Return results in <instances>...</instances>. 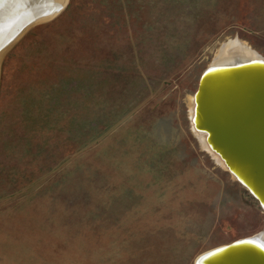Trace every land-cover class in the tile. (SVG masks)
I'll list each match as a JSON object with an SVG mask.
<instances>
[{"label": "rangeland", "instance_id": "rangeland-1", "mask_svg": "<svg viewBox=\"0 0 264 264\" xmlns=\"http://www.w3.org/2000/svg\"><path fill=\"white\" fill-rule=\"evenodd\" d=\"M264 0H64L0 50V264H194L264 230L190 98Z\"/></svg>", "mask_w": 264, "mask_h": 264}, {"label": "bare ground", "instance_id": "bare-ground-1", "mask_svg": "<svg viewBox=\"0 0 264 264\" xmlns=\"http://www.w3.org/2000/svg\"><path fill=\"white\" fill-rule=\"evenodd\" d=\"M63 3L64 0H0V44L6 37L9 38L13 31L21 24L30 21L36 16H41L44 12L58 9ZM253 62L257 64L255 68L244 69L238 67V69L228 72L229 74L224 73L227 74V76L221 74L220 70L216 71V69H221L223 67L226 68L229 66L237 67L245 64L248 66ZM209 69L210 70L209 72L207 71L206 75L199 78L195 93L200 86L202 92L201 95H205H202L206 100L205 105L209 108L206 109V113L202 111V114H204L207 124H210L211 127H213L212 122L226 125V122H228L226 119L234 121L236 119L234 118V112L236 111V108H238V112L242 111L240 109L241 105H247L248 108L246 110L250 109L255 112L259 110L258 104H264L263 97H257L259 94L263 93L261 92L263 90L262 88L256 91V97L249 100H246L244 97V92L251 88L255 82L260 85L261 83L264 84V60L255 56L247 45L238 43L237 41L226 43L221 48L218 57ZM241 69L242 71H235ZM195 93L192 98H190V120L192 132L196 136V139H198L200 146L226 172H229V169L234 171L235 175L230 173L232 178L235 181H237V178H240L243 182H245L252 189L250 190L253 191L260 200L262 204V207L261 205L259 206L260 209L264 210V192L261 190L264 188V177L257 174L254 176L251 175L254 179L249 177L248 168L244 169L243 163L245 162L238 161L230 154L223 153L222 150L219 153L213 151L212 147L216 150H218V147L215 148L211 139L206 138L205 134L196 129V127L201 123H199V120L196 122L194 121L195 116L199 113L197 111L195 114ZM202 114H199L196 119H203ZM256 114H259V112ZM247 115H249V112H247ZM254 126L256 127V125ZM262 129L264 128L259 126V130ZM225 163L228 164V167ZM241 187L249 194L246 188L243 186ZM256 203L259 204L257 201ZM260 240L264 241V230L261 234ZM246 248L252 250L251 248L253 247ZM261 255L264 258V254ZM201 257L202 254L195 259L196 261L194 264H199Z\"/></svg>", "mask_w": 264, "mask_h": 264}, {"label": "water", "instance_id": "water-1", "mask_svg": "<svg viewBox=\"0 0 264 264\" xmlns=\"http://www.w3.org/2000/svg\"><path fill=\"white\" fill-rule=\"evenodd\" d=\"M50 11L44 12V14H42L41 16H36L30 21L18 26V28L13 31L11 36H9V38L6 37L5 40L0 44V50L3 49L10 41H12V39L24 27L38 20L40 17ZM256 66L257 64L253 62L250 63L248 66L246 64L237 67L229 66L226 68L223 67L221 69H216V71L220 70L221 74H224L234 71V69H238V67L249 69L255 68ZM209 70L210 69H208L207 71L209 72ZM207 71L203 74V76L206 75ZM235 71H242V69ZM224 75L227 76V74ZM260 88L263 89L261 91L263 93L259 94L257 97H263L264 99V84L261 83L260 85L256 84V82L252 85L251 88L244 92L245 99L249 100L253 97H256V91H258ZM201 93L202 92L199 86L197 92L195 93V114L198 111V115H201L202 111L206 113V109H209L207 105H205L206 100L203 98V96L205 95L202 94V96ZM247 108V105H241L240 109L242 111L239 112L238 108H236V111L234 112V118L236 119L234 121L226 119L229 122H226V125L222 123L219 124L216 122H212L213 127H211L210 124H207L204 114H202L203 119H196L198 116L197 115L195 116L194 121L196 122L197 120H199V123L201 124L198 125L200 127L197 126L196 129L201 133L205 134L206 138L211 139L212 144L215 145V148L218 147L217 149L219 151L212 147L213 151L219 153L222 150L223 153L230 154L238 161L245 162L243 163L244 169L248 168L250 176L248 174L247 175L254 179L252 176L256 174L262 175L264 177V129L259 130V126L264 128V104H258L259 110L255 112L250 109L246 110ZM247 112H249V115H247ZM257 112H259V114H256ZM254 125H256V127ZM225 165L228 167L227 163H225ZM228 173L235 175L234 171L230 169ZM236 182L246 188L249 194L253 197V199H255V201L259 203L258 205H261L262 207V204L258 197L253 191H251L252 189L245 182H243L240 178H237ZM261 190H263L264 192V188H262ZM262 233L263 231L256 235H253L252 237H247L232 242L231 244H228V246L223 245L214 248L210 251H207L202 254L199 264H264V258L261 255L264 254V241L260 240ZM246 247L253 248H251L252 250H250Z\"/></svg>", "mask_w": 264, "mask_h": 264}]
</instances>
